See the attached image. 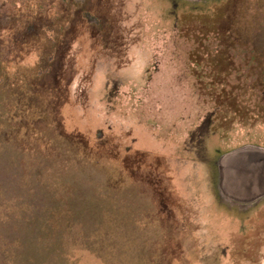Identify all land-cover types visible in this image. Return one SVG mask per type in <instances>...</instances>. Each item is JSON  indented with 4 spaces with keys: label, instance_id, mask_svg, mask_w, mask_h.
<instances>
[{
    "label": "rangeland",
    "instance_id": "1",
    "mask_svg": "<svg viewBox=\"0 0 264 264\" xmlns=\"http://www.w3.org/2000/svg\"><path fill=\"white\" fill-rule=\"evenodd\" d=\"M264 0H0V264H264Z\"/></svg>",
    "mask_w": 264,
    "mask_h": 264
},
{
    "label": "water",
    "instance_id": "2",
    "mask_svg": "<svg viewBox=\"0 0 264 264\" xmlns=\"http://www.w3.org/2000/svg\"><path fill=\"white\" fill-rule=\"evenodd\" d=\"M226 157L224 184L228 190L245 198L264 194V151L246 147Z\"/></svg>",
    "mask_w": 264,
    "mask_h": 264
}]
</instances>
